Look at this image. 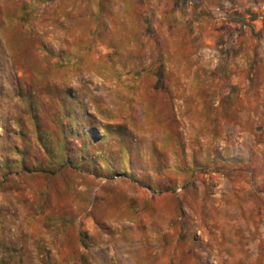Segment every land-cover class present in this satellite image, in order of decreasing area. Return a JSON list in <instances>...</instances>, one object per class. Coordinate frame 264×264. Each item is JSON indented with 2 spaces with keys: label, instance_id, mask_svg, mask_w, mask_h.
I'll list each match as a JSON object with an SVG mask.
<instances>
[{
  "label": "rangeland",
  "instance_id": "rangeland-1",
  "mask_svg": "<svg viewBox=\"0 0 264 264\" xmlns=\"http://www.w3.org/2000/svg\"><path fill=\"white\" fill-rule=\"evenodd\" d=\"M0 264H264V0H0Z\"/></svg>",
  "mask_w": 264,
  "mask_h": 264
}]
</instances>
